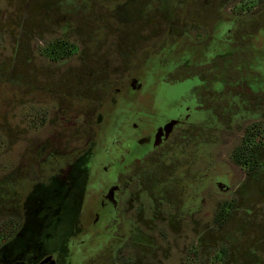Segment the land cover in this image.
<instances>
[{
	"label": "flooded vegetation",
	"instance_id": "1",
	"mask_svg": "<svg viewBox=\"0 0 264 264\" xmlns=\"http://www.w3.org/2000/svg\"><path fill=\"white\" fill-rule=\"evenodd\" d=\"M162 1L153 24L127 20L138 0H91V29L74 1L64 26L25 29L57 69L4 80L0 157L22 170L1 172L0 264H165L175 249L202 264V203L253 209L241 197L264 187V0H214L221 29L186 27Z\"/></svg>",
	"mask_w": 264,
	"mask_h": 264
},
{
	"label": "rangeland",
	"instance_id": "2",
	"mask_svg": "<svg viewBox=\"0 0 264 264\" xmlns=\"http://www.w3.org/2000/svg\"><path fill=\"white\" fill-rule=\"evenodd\" d=\"M73 1L75 9L81 11L79 17L81 27L90 26L91 29V18L94 19L92 10L89 9L91 0H0V129L1 126L5 127L4 124L7 122V113L10 107L8 100L12 91L9 83L4 80L10 78L9 76L27 80L31 76L33 78L40 74L45 68L48 73H54L57 69L56 66L45 67L42 64L39 58L40 49L36 45L39 43V39L35 40L36 43L34 39L28 40L27 35L24 34L25 29H32V33H37L40 37L46 32L40 30L44 26H48L47 28L50 29L48 33L64 26L70 22ZM215 1L163 0L161 4L166 7L169 5L173 7L180 24H182L183 17L186 18V27L189 25L196 26L201 22L209 29H221L222 24L216 20ZM153 5L154 0H138V4L135 6L137 10L135 12L133 10L130 14L131 17H127V20L135 21L134 26L146 25V20L150 21L147 23L153 24V16L156 13ZM119 17V19H124L126 15L121 14ZM97 19H102V17ZM110 25L115 27L116 22H111ZM241 28L246 29L243 23H238V29ZM216 31L213 32L214 37L217 35ZM31 41L35 45H30V50H27L26 42ZM212 47L213 49L209 47V51L218 47L215 40H213ZM195 50L196 54L190 61L191 73L195 72L196 66L206 62L202 57V47H197ZM11 65H13L12 69ZM212 72H215L214 69L208 71L207 74ZM14 89L17 90V88ZM16 111L15 116H20L21 112ZM2 130L6 131V128ZM1 132L0 130V134ZM0 149L3 147L0 146ZM20 163V161L12 162L8 161L6 157H0V176L4 175L0 177V196L2 194L5 196V198L0 199V204L2 201L10 200L11 196L8 192L12 186L11 177H9L12 174L6 173L5 175L1 172L12 168L13 165L17 167ZM16 170H22L21 165ZM18 177L17 174L16 179ZM262 182L264 183V181ZM248 200L254 201L253 209L250 208L249 204H244L242 207L228 210L226 213L227 220L220 226L217 224L220 209L210 200L202 203V264H220V255L213 259V252L217 254L223 249H227L228 256L231 255V261L226 264H264V187L255 188L248 197H241V202ZM5 203L7 202L5 201ZM177 203L181 202L178 201ZM204 236H207L206 240H211L203 241ZM180 243L183 242L180 241ZM181 252V250L179 253L175 249L173 254L175 257L165 259V264H186L184 260L188 261V258L181 256L183 255ZM249 256L250 258H248ZM222 260L224 261L223 258Z\"/></svg>",
	"mask_w": 264,
	"mask_h": 264
},
{
	"label": "trees",
	"instance_id": "3",
	"mask_svg": "<svg viewBox=\"0 0 264 264\" xmlns=\"http://www.w3.org/2000/svg\"><path fill=\"white\" fill-rule=\"evenodd\" d=\"M228 210H225V209H222L220 210V215L219 217L217 218V224L220 226L222 225L223 223H225V221L227 220V216H226V213H227ZM222 251V255H228V252H227V249H223L221 250Z\"/></svg>",
	"mask_w": 264,
	"mask_h": 264
}]
</instances>
